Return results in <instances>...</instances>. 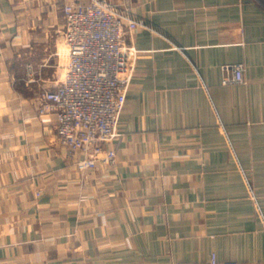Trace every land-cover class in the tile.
<instances>
[{"label": "crops", "instance_id": "obj_1", "mask_svg": "<svg viewBox=\"0 0 264 264\" xmlns=\"http://www.w3.org/2000/svg\"><path fill=\"white\" fill-rule=\"evenodd\" d=\"M69 1L0 0V264H264V0L121 1L116 160L85 172L37 111Z\"/></svg>", "mask_w": 264, "mask_h": 264}, {"label": "built area", "instance_id": "obj_2", "mask_svg": "<svg viewBox=\"0 0 264 264\" xmlns=\"http://www.w3.org/2000/svg\"><path fill=\"white\" fill-rule=\"evenodd\" d=\"M123 0L69 1L63 5L61 30L67 61L53 87L39 94V114L55 113V143L68 153L80 152L75 164L80 172L97 165L110 166L116 160L109 142L115 134L133 69L135 50L126 38L138 26L122 13ZM232 82L243 81L241 64L224 67ZM32 73L31 67L28 68ZM29 81H31L29 79ZM209 264H238L218 261Z\"/></svg>", "mask_w": 264, "mask_h": 264}, {"label": "rangeland", "instance_id": "obj_3", "mask_svg": "<svg viewBox=\"0 0 264 264\" xmlns=\"http://www.w3.org/2000/svg\"><path fill=\"white\" fill-rule=\"evenodd\" d=\"M66 54H67L66 52L62 53V59H63V61L65 60L63 63H66V61H67V55Z\"/></svg>", "mask_w": 264, "mask_h": 264}]
</instances>
